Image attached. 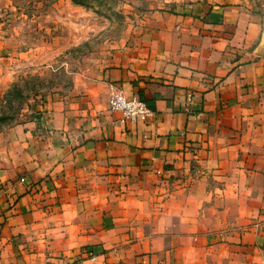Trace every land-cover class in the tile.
<instances>
[{
    "label": "crops",
    "instance_id": "crops-1",
    "mask_svg": "<svg viewBox=\"0 0 264 264\" xmlns=\"http://www.w3.org/2000/svg\"><path fill=\"white\" fill-rule=\"evenodd\" d=\"M178 11L2 137L0 264H264V0Z\"/></svg>",
    "mask_w": 264,
    "mask_h": 264
},
{
    "label": "rangeland",
    "instance_id": "rangeland-1",
    "mask_svg": "<svg viewBox=\"0 0 264 264\" xmlns=\"http://www.w3.org/2000/svg\"><path fill=\"white\" fill-rule=\"evenodd\" d=\"M200 1L208 0H0V106L11 87H36L1 126L0 142L52 99L69 97L72 77L148 32L156 14Z\"/></svg>",
    "mask_w": 264,
    "mask_h": 264
},
{
    "label": "built area",
    "instance_id": "built-area-1",
    "mask_svg": "<svg viewBox=\"0 0 264 264\" xmlns=\"http://www.w3.org/2000/svg\"><path fill=\"white\" fill-rule=\"evenodd\" d=\"M111 95L109 100L110 110L120 113L124 121L133 123L139 118H151L152 113L135 95H125L121 88L111 86Z\"/></svg>",
    "mask_w": 264,
    "mask_h": 264
},
{
    "label": "trees",
    "instance_id": "trees-1",
    "mask_svg": "<svg viewBox=\"0 0 264 264\" xmlns=\"http://www.w3.org/2000/svg\"><path fill=\"white\" fill-rule=\"evenodd\" d=\"M75 4H80V0H70ZM36 87L32 86H24L20 87L18 85L11 87L2 97L1 106H0V128L3 124L8 122L14 112H18L20 110V106L25 98V95L28 93L35 92ZM15 102V109L11 107V103Z\"/></svg>",
    "mask_w": 264,
    "mask_h": 264
}]
</instances>
